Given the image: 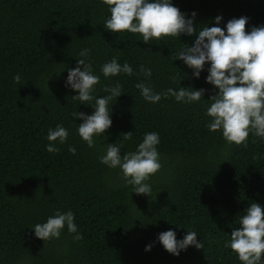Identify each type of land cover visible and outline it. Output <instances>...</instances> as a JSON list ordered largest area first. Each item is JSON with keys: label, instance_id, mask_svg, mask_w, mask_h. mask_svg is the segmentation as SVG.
<instances>
[{"label": "trees", "instance_id": "obj_1", "mask_svg": "<svg viewBox=\"0 0 264 264\" xmlns=\"http://www.w3.org/2000/svg\"><path fill=\"white\" fill-rule=\"evenodd\" d=\"M172 2L185 14L196 12L197 31L214 26L217 15L222 28L241 16L248 17L246 31L264 24V0ZM107 15L100 0H0V264H242L224 242L248 204L264 205V141L249 133L246 145L226 143L219 131L205 126L207 101H144L135 87L145 79L141 65L152 69L150 83L157 92L191 86L206 89L205 100L215 95L205 83L207 64L197 79L174 60L195 35L145 44L139 33L105 29ZM84 48L90 49L97 75L112 57L133 68L131 76L101 75L97 95L117 81L124 93L111 106L104 139L93 148L76 134L81 121L73 118L76 111L92 109L74 100L76 93L64 85L67 69L76 66ZM57 123L68 129V139L58 153H49L45 136ZM128 131L133 138L122 154L135 150L145 132L160 136L162 167L148 181L150 196L130 192L119 169L99 161L104 143H115ZM56 209L73 211L82 239L74 241L66 228L59 239L34 237L32 225ZM168 229L177 239L196 231L203 249L189 246L171 255L157 240Z\"/></svg>", "mask_w": 264, "mask_h": 264}, {"label": "clouds", "instance_id": "obj_2", "mask_svg": "<svg viewBox=\"0 0 264 264\" xmlns=\"http://www.w3.org/2000/svg\"><path fill=\"white\" fill-rule=\"evenodd\" d=\"M100 2L107 6L108 15L103 26L110 32L139 33V40L145 44L158 43L166 37L195 35L191 46L177 51L174 60L179 59L191 70V76L197 79L207 64L205 83L213 86L215 95L205 100L202 97L206 89L191 86L169 87L157 92L150 83L152 69L141 65L139 73L145 79L138 81L135 87L144 101L156 104L168 97L182 104L207 101L209 105L205 116L210 120L205 126L211 132L219 131L226 143L246 145L249 133L264 141V24L250 26L246 31L248 17L241 16L229 19L222 28L219 26L222 17L217 15L213 18L214 26L202 25L197 31L194 25L196 12L185 14L174 6L172 0ZM78 55L80 58L76 59V66L67 69L64 85L76 93L71 96L74 100L92 109L90 114L76 111L73 118L74 122L75 118L81 121L79 124L75 122L76 134L89 148H93L97 140L104 139L103 134L112 124L111 106L124 93L118 81L114 85L103 86L101 91L105 95L96 94V85L100 83L101 75L106 80L121 73L131 76L133 68L129 63L121 64L116 57H112L100 65V75H97L90 60V49H81ZM172 79L175 81L177 77ZM13 80L20 84V75L15 74ZM68 135V129L60 123L49 128L45 136V150L58 153V145H64ZM132 138L133 131H128L121 133L115 143H104L99 161L109 169H119V176L132 189L130 192L150 196L152 187L148 181L162 167L157 147L160 136L155 131L145 132L135 150L122 154L124 143ZM68 151L75 153L76 148L69 145ZM237 224L238 227L232 228L229 239L224 242V247L231 249L242 264H261L264 257V205L257 202L248 204L238 217ZM65 228L74 241L82 239L71 210L62 212L56 209L44 222L31 227L34 237L43 242L59 239ZM197 237L196 231L187 230L182 238L177 239L176 232L168 229L160 232L157 240L164 250L178 256L189 246L203 249L204 244ZM151 246L146 245L145 251H149Z\"/></svg>", "mask_w": 264, "mask_h": 264}]
</instances>
